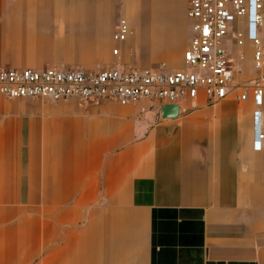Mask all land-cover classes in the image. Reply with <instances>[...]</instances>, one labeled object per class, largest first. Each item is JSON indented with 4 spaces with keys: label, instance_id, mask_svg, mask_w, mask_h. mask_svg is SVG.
<instances>
[{
    "label": "crops",
    "instance_id": "obj_1",
    "mask_svg": "<svg viewBox=\"0 0 264 264\" xmlns=\"http://www.w3.org/2000/svg\"><path fill=\"white\" fill-rule=\"evenodd\" d=\"M188 2L0 0V66L183 67ZM164 106L0 95V264H264L252 103Z\"/></svg>",
    "mask_w": 264,
    "mask_h": 264
},
{
    "label": "built area",
    "instance_id": "obj_2",
    "mask_svg": "<svg viewBox=\"0 0 264 264\" xmlns=\"http://www.w3.org/2000/svg\"><path fill=\"white\" fill-rule=\"evenodd\" d=\"M187 17L192 37L183 54V67L167 70L116 63L94 71L80 68H11L0 66V95L96 103L112 99L121 104L141 100L195 106L202 95L210 104L233 97L250 102L253 144L264 148V0H189ZM245 29L251 31L247 38ZM128 23L121 18L113 40L123 42ZM235 51V59L226 45ZM250 46L251 76L242 62ZM119 48L113 49L117 55Z\"/></svg>",
    "mask_w": 264,
    "mask_h": 264
},
{
    "label": "rangeland",
    "instance_id": "obj_3",
    "mask_svg": "<svg viewBox=\"0 0 264 264\" xmlns=\"http://www.w3.org/2000/svg\"><path fill=\"white\" fill-rule=\"evenodd\" d=\"M176 1V5H177V7L181 4V2L183 1V0H175ZM245 33H246V36H247V38H249L250 36H251V31L249 30V29H245ZM179 39H180V41L182 42V35L180 36L179 35ZM226 46V49L229 51V52H233L231 55L234 57V59H235V51H233V49H231V48H229V47H231L232 45L230 44V43H228V44H225ZM243 50H245V52H246V54H247V56L248 55H250V53H251V51H252V49H251V47L250 46H247V47H245ZM178 63H180L179 61H175V65L174 66H176V64H178ZM170 67V66H169ZM250 69V68H249ZM252 74H254V73H250V71L248 72L247 71V73H246V76H251ZM184 103L186 104L187 102H185L184 101ZM240 105V104H239ZM243 108H244V106H243Z\"/></svg>",
    "mask_w": 264,
    "mask_h": 264
},
{
    "label": "water",
    "instance_id": "obj_4",
    "mask_svg": "<svg viewBox=\"0 0 264 264\" xmlns=\"http://www.w3.org/2000/svg\"><path fill=\"white\" fill-rule=\"evenodd\" d=\"M167 107H169V110L171 111V113H174V114H178L184 110L182 106H179L176 104H165L164 108H167Z\"/></svg>",
    "mask_w": 264,
    "mask_h": 264
}]
</instances>
